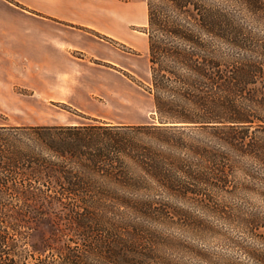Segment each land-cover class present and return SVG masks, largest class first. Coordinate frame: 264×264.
I'll list each match as a JSON object with an SVG mask.
<instances>
[{
	"label": "trees",
	"instance_id": "trees-1",
	"mask_svg": "<svg viewBox=\"0 0 264 264\" xmlns=\"http://www.w3.org/2000/svg\"><path fill=\"white\" fill-rule=\"evenodd\" d=\"M237 1L146 0L156 124L145 130L202 135L226 146L192 149L205 152L199 155L210 159L205 167L211 171L184 176L176 181L182 188L225 187L227 170L238 167L231 153L264 170V39L238 24ZM241 1L264 22V0ZM26 130L54 134L58 128L0 126V264H264V216L242 221L245 238L212 249L207 224L170 217L153 201H56L66 208L71 236L60 249L47 241L30 245L44 203L25 201L32 196L26 185L53 166L29 153L35 151L20 137ZM9 194L15 201H4Z\"/></svg>",
	"mask_w": 264,
	"mask_h": 264
},
{
	"label": "rangeland",
	"instance_id": "rangeland-1",
	"mask_svg": "<svg viewBox=\"0 0 264 264\" xmlns=\"http://www.w3.org/2000/svg\"><path fill=\"white\" fill-rule=\"evenodd\" d=\"M104 1L109 2L112 12H121V21L134 40L103 35L102 42L110 48L106 62L74 52L70 77L62 79L69 84L61 87L71 91V102L49 101L28 90L0 93V99L13 106L0 110V126L58 128L54 134L26 130L20 136L35 151L29 153H38L40 160L53 166L41 170L26 185L32 196L25 201L44 203L39 207L43 223L31 230L30 245L41 247L47 241L60 249L71 236L66 208L56 201H153L170 217L207 224L206 244L212 249L245 238L242 221L264 216L263 168L249 157L231 153L238 167L227 170L230 182L225 187L194 189L176 185L184 176L211 171L205 167L210 159L199 155L205 152L192 149L226 146L202 135L172 137L145 130L156 124L148 92L146 0ZM233 10L238 24L264 39V22L256 21L241 0L235 2ZM31 73L37 75L38 68L32 67ZM37 79L32 77V82ZM68 127L79 130L71 134L65 130ZM94 127L99 129L89 130ZM4 201L15 200L9 194Z\"/></svg>",
	"mask_w": 264,
	"mask_h": 264
},
{
	"label": "crops",
	"instance_id": "crops-1",
	"mask_svg": "<svg viewBox=\"0 0 264 264\" xmlns=\"http://www.w3.org/2000/svg\"><path fill=\"white\" fill-rule=\"evenodd\" d=\"M120 13L104 0H0V93L28 90L71 102V91L61 87L69 84L62 79L70 77L74 52L106 62L103 35L134 40ZM32 67L39 70L35 76ZM11 108L0 99V110Z\"/></svg>",
	"mask_w": 264,
	"mask_h": 264
}]
</instances>
